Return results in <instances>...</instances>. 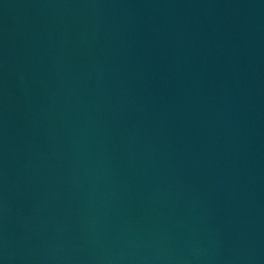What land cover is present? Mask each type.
Returning a JSON list of instances; mask_svg holds the SVG:
<instances>
[{"label": "water", "instance_id": "1", "mask_svg": "<svg viewBox=\"0 0 264 264\" xmlns=\"http://www.w3.org/2000/svg\"><path fill=\"white\" fill-rule=\"evenodd\" d=\"M0 264H264V0H0Z\"/></svg>", "mask_w": 264, "mask_h": 264}]
</instances>
